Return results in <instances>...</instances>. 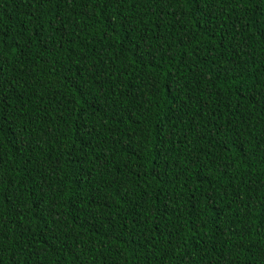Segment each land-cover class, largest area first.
<instances>
[{
    "label": "trees",
    "instance_id": "16d2710c",
    "mask_svg": "<svg viewBox=\"0 0 264 264\" xmlns=\"http://www.w3.org/2000/svg\"><path fill=\"white\" fill-rule=\"evenodd\" d=\"M0 264H264V0H0Z\"/></svg>",
    "mask_w": 264,
    "mask_h": 264
}]
</instances>
